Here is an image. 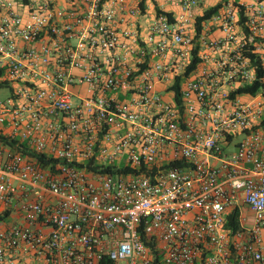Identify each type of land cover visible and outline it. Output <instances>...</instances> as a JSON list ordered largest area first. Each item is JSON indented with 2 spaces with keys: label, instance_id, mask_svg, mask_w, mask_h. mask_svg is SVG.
I'll return each instance as SVG.
<instances>
[{
  "label": "built area",
  "instance_id": "obj_1",
  "mask_svg": "<svg viewBox=\"0 0 264 264\" xmlns=\"http://www.w3.org/2000/svg\"><path fill=\"white\" fill-rule=\"evenodd\" d=\"M210 1L0 0V264H264V0Z\"/></svg>",
  "mask_w": 264,
  "mask_h": 264
},
{
  "label": "trees",
  "instance_id": "obj_2",
  "mask_svg": "<svg viewBox=\"0 0 264 264\" xmlns=\"http://www.w3.org/2000/svg\"><path fill=\"white\" fill-rule=\"evenodd\" d=\"M219 8H220V5L215 7V8H213V9H210V10L206 11L204 16L200 18V21H206V20L210 19L215 13H217ZM199 62L200 61L198 60V58H197V56L195 54L194 55V60L192 61V64H191V67L188 69V73H190L191 71H194L197 68ZM258 73H259V76L261 77L262 71L258 70ZM261 87H262V83L259 80L258 82H256V84H254L252 86H248V87L246 86L241 91L255 94V93H257L260 90ZM238 216H239L238 211L235 210L231 214V216L228 218L229 222L227 223V227L228 228H232L234 233H236V232L241 230L240 223L238 221ZM104 264H112V262L107 261V262H104Z\"/></svg>",
  "mask_w": 264,
  "mask_h": 264
},
{
  "label": "crops",
  "instance_id": "obj_3",
  "mask_svg": "<svg viewBox=\"0 0 264 264\" xmlns=\"http://www.w3.org/2000/svg\"><path fill=\"white\" fill-rule=\"evenodd\" d=\"M223 1H225V0H211L209 3H207L200 11H199V15L201 16V15H203V13L207 10V9H209V8H211V7H213V6H215V5H217V4H220V3H222ZM227 1V0H226ZM145 5H147V11L149 12V14H154V12H153V9H152V5H149V1H146L145 2ZM167 10H174V11H178V9L177 8H174V7H167L166 8ZM142 19V24L144 25H147L149 22H150V19L151 18H141ZM212 36H214V37H217V36H219L220 35V33L218 32V31H216V32H214V33H212L211 34ZM235 210H237L238 211V214H239V216H240V211L242 212V215H244V216H246L247 217V221H248V223H253V221H254V216H253V214L250 212V210L246 207V206H240L239 208H236V209H234L229 215H228V218L231 216V214L235 211ZM239 216H238V221H239V223H240V220H239ZM229 221H228V219H227V223H228ZM243 226V225H242ZM242 226H241V223H240V228H242ZM226 227H227V225H226ZM228 228V227H227ZM228 229H232V228H228ZM233 230V229H232Z\"/></svg>",
  "mask_w": 264,
  "mask_h": 264
},
{
  "label": "rangeland",
  "instance_id": "obj_4",
  "mask_svg": "<svg viewBox=\"0 0 264 264\" xmlns=\"http://www.w3.org/2000/svg\"><path fill=\"white\" fill-rule=\"evenodd\" d=\"M6 96V93L0 92V98H4Z\"/></svg>",
  "mask_w": 264,
  "mask_h": 264
}]
</instances>
